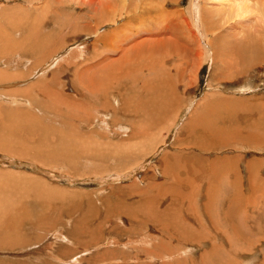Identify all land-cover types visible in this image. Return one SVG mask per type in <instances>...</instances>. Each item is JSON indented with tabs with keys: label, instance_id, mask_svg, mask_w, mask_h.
I'll return each instance as SVG.
<instances>
[{
	"label": "rangeland",
	"instance_id": "374dc122",
	"mask_svg": "<svg viewBox=\"0 0 264 264\" xmlns=\"http://www.w3.org/2000/svg\"><path fill=\"white\" fill-rule=\"evenodd\" d=\"M109 1L105 2L110 6L108 9L120 5L115 10L116 12L120 11L124 2L122 0L120 4L119 0ZM167 1L162 4L160 0L157 2L156 0H125L124 10H127V13L117 24H114L115 26H103L98 31L93 30L91 37L82 39L80 34V37L77 35L79 32L75 34L71 28L91 23L89 16L92 15L90 12L92 8L88 3L73 0V3L71 2L73 5L64 2L65 6L60 9L58 8L60 2L58 4L57 1H49L52 5L50 6L48 3V10L51 9V11L47 15H55V18L58 16L62 19L59 23L57 21L59 19L47 23L48 28L44 32L50 36H46L45 42H53V45H56L53 47L58 49H63L65 46L67 49L65 51L68 52L74 50L75 57L71 53V57L74 58L72 61L74 66L67 67L70 63L69 60L60 65V72H64L63 79H60L61 84L54 87L53 92L48 93V97L52 102L68 107L74 118L68 122L69 127L66 133L59 125L62 124V121H55L49 133L42 134L37 130V134H33L35 137L26 141L22 140L30 138L31 131L18 130L13 133V138L14 136L17 138V133H22L23 139L20 138L17 142L18 138H15L14 143L10 141L12 143L10 152L0 151V183L6 188V191L12 190L7 196L4 189L0 190V200L4 201V205H9L13 195L19 199V203L16 202V199L13 201L11 209L21 213L24 211L25 214H22L19 219H24L22 220L24 232L28 233L24 241L22 239L13 245L0 246V264H264V187L258 188L260 187L258 185L264 180V166H260L262 160L264 161V151L259 148L258 150L248 148L238 152L236 150L238 145L246 146V143L243 142L241 145L240 141H232L225 148L207 152L201 151L199 146L205 140H214L210 131L217 128L239 129L240 133H243L245 129L251 133L250 127L247 126L250 122H254L256 117L246 114L244 110L234 113L235 110H231L230 107L229 111L217 112L215 109L216 113H212V105L214 106L216 102L230 103L231 101L235 104V101L247 98L250 101L256 98L264 99V57L259 59H253L251 56L248 58H246L247 56L245 58L236 57V53L245 52L246 46L251 45L253 40L264 51V7L263 18H259L257 22L241 19L240 22L244 23L239 22L238 25L230 23L232 27L235 26L234 28L245 30H241L242 33L238 34L239 31L232 27H230L232 31L229 28L227 29L229 31L226 30V32L221 30V41L228 43L231 48L224 54L222 52V56L219 59L216 58V62L210 58L211 53H208L210 56L205 54V50L203 52L207 57L189 58L190 60L184 61L187 65L182 64V60L173 54L170 57L166 56L164 49L165 52L162 51V53L168 58L153 55L143 58L141 62L147 63V65L142 70L158 69L164 74L163 78L168 81L166 84L168 83L171 89L168 91L166 103L161 102L158 108L162 109L163 123L160 122L154 128L147 122V118L146 121L143 120L145 117L140 118L136 124L132 125L128 123L132 120L129 115L117 113L119 117L115 116L112 114V110L117 107V103L112 101V97L108 93H92V90L89 92L90 90L87 88L78 86L76 81L72 82L70 77L71 69L85 71L86 69L81 68L84 66V62L93 64L95 61L99 62L103 56L105 57L110 43L111 52L105 58L114 59H109V63L114 62L115 58L118 60L119 42L118 39H111L116 36V33L121 38L131 33L132 36L136 35L135 37L139 40L150 39V41L147 40L149 43L153 41L155 43L165 42L164 39H166V41L175 40L177 46L185 44L182 39H178L179 36L176 37V33L172 34V31L178 26L180 27L184 20L188 22L189 27L191 24L193 25L191 16H188L189 13L186 12L181 17H177L176 7ZM204 1L180 0L178 9H182L184 12L190 4L203 6ZM34 3L38 5L36 2ZM248 3L264 5L263 0H248ZM20 4L25 6L20 1H9L11 6ZM209 4H211V9L215 6L213 2ZM89 7L90 10H88ZM108 9L104 11H108ZM214 9L211 11L213 12ZM59 14L64 17L66 22L68 21L69 29H66V26L63 27L65 20ZM170 14L177 17L175 21L171 22V25L169 23ZM216 17L212 22L216 25H224L221 18ZM52 23L55 25L62 23V28L59 25L56 27ZM76 23L78 24L75 26ZM259 23L263 25H259ZM167 24L173 28H169ZM239 24L241 27H238ZM118 29L119 31H117ZM136 29H139L138 33H136ZM56 30H60L59 32L64 35ZM193 30L195 31V28ZM54 31L56 34L53 33ZM71 32L73 35L70 34ZM105 32L111 34L110 39L109 35L105 36ZM146 32H150L152 36L150 37V34ZM231 32L235 35L228 36L229 38L224 41V36L232 34ZM114 33L115 35H113ZM251 33L254 34V38L244 40V37ZM196 34L198 35V33ZM62 36L68 38L59 39ZM103 36L105 37L103 38ZM131 39L133 40L132 37ZM127 41L125 46L132 43L130 38ZM147 41L146 43H148ZM81 44L83 47L79 51L78 47ZM185 45L188 46L189 43ZM201 45L204 47L203 43ZM222 46L224 48V45ZM257 48L259 49L258 46ZM10 55L12 58L9 60L10 62H7V67H10L11 70L7 68V71L16 72L18 69H30L24 67L25 65H15L14 67L13 64L17 63L18 57L15 53L13 56L12 51L9 53ZM41 62L33 74L34 76L30 80H21L19 82L21 85L16 82L0 84V108L9 110L16 108L19 103V110L26 111L25 108L28 107L23 105V102H19L21 98H29V94H34L35 91V94L40 98L43 97L37 91L39 90L37 88H41L42 82L37 83L36 81L38 75L45 72L43 70L44 60ZM79 63L83 65H79ZM215 64L217 65L215 66ZM27 65L29 66V64ZM1 67L2 65H0ZM143 73L149 81L154 78L147 71ZM233 73L236 76H233ZM27 76L29 73H18L16 77L25 78ZM102 79L105 84H108L107 78L102 76ZM259 81L263 83V86L256 92L245 95L233 94L234 88L251 87L252 83ZM62 83L65 84L64 87ZM7 85L8 88H6ZM137 85L141 87V81L137 82ZM114 87L118 86H111V89ZM119 87H123V85ZM115 91V89L110 90L111 93H115ZM139 93L140 101L141 96L144 97V91ZM157 93H153L154 97ZM252 95L254 97L251 99ZM30 102L32 101L30 100ZM34 107L32 113L39 115L38 109L36 106ZM36 111L38 113H35ZM41 117H43L42 114ZM188 120L191 121V124L186 127ZM107 121L111 122L108 124L109 127L104 125ZM123 123H126L125 127H128L125 133L117 130V126ZM102 125L104 126L102 127ZM181 125H183V130L178 131ZM211 125L218 127L211 129ZM204 131H207L206 135ZM0 136L7 137L2 134ZM178 137L180 141H176ZM64 139L71 143L72 148L68 160L52 159L56 157L46 152L45 160H42L39 154L22 156L24 153H21L22 155L19 156L12 151L14 148H18L16 145L20 143L24 146L28 144L34 146L35 141L42 142L40 146L45 144L55 146ZM152 139L156 141L153 144H151ZM2 140L1 138L0 141ZM193 145L195 147L198 145V147L192 148ZM6 146L10 145L5 144L4 147ZM163 151L167 153V156H175L177 161L165 160L169 157L162 159ZM177 156L180 158L179 160ZM183 158L184 161H182ZM215 158L235 160L233 166L238 167L236 186H231L230 179L232 170L235 168H228L218 178L211 179L212 175L208 166H210V160ZM198 159H201L199 163L196 162ZM243 160L253 161L252 173L257 179L244 169ZM172 162L175 164L176 170L173 169L174 165L169 167ZM180 162L184 164L192 162L193 168H195L194 162H196L200 167L194 171L196 174L193 179L190 173L184 174L183 172V176L189 178L192 187L189 186L190 189L181 187V190H184L181 192H186L187 197L173 202L171 193L175 185L171 183V176L173 174L178 179H183L178 173L177 164ZM187 165L189 166L186 163L185 166ZM154 183L162 186V198L154 196L151 191L150 187L155 186ZM252 186L254 187L253 191L251 190ZM191 188L193 191L189 195ZM22 201L23 203H20ZM24 204L25 208L20 209ZM29 207L36 209L34 211L31 209L32 212H30ZM153 209L157 212L155 216L152 213ZM163 211L167 212L162 213ZM26 219L29 221L28 223ZM183 231L190 232V235L184 234ZM150 251L152 256L148 255Z\"/></svg>",
	"mask_w": 264,
	"mask_h": 264
},
{
	"label": "bare ground",
	"instance_id": "6f19581e",
	"mask_svg": "<svg viewBox=\"0 0 264 264\" xmlns=\"http://www.w3.org/2000/svg\"><path fill=\"white\" fill-rule=\"evenodd\" d=\"M9 1H14V2L20 1L21 3L23 2L25 4V6H22L21 4L11 6V5H9ZM49 1L50 0H44V1L43 0H0V65H2V67L0 68V84L6 85L9 82L19 83L21 80H28V79L30 80V78H32V76H34L33 74L37 71L36 69L42 63L41 60H44V65H45V67L43 68V70H45V72H43L41 75H38V77L36 79L37 83L42 82L41 88H37V89H39L37 91L40 94V96L43 95L42 98H40L37 94H35L36 91L34 92V94H29V98L19 97V98H21V100L16 98V100L18 99L19 102H23L24 103L23 105H26V107H28V108H25L26 111L25 110H19V103H18V106L16 104V106H17L16 108H11L9 110H4V109L0 108V134L7 136L6 138L0 136L3 139L2 141H0V148H2V149H0V151L6 150V151L10 152V147L12 148V143H10V141H12L13 143L15 142L14 139L16 137L14 136V138H13V133H15L16 131L18 132V130L27 129L28 131H31L32 135L30 136V138L27 137L28 139L22 140V141H26V140H29L31 138H34L35 136L33 134H37V130H39V132H41L42 134L49 133L52 130V127L55 124V121L56 122L62 121V124H59V125L62 128L63 132L66 133L68 131V127H69L68 122L74 118L71 115L68 107L54 103L48 97V93L50 91L53 92L54 87H56L59 83L61 84L60 79H63L64 75H62V74L64 72H60L61 71L59 69L60 65L63 63H66L69 60L70 63L68 64L67 67H69L70 65H71V67L74 66L73 65L74 63L72 64V61L74 59L73 57H75L74 53H73L74 50L68 52V51H65L67 49H65V46L63 48V45H62L63 49H58V48L53 47V46H56V45H53V42H51V43H50V41L45 42V39H47L46 36H48V35L50 36V34L47 35L44 32L45 29L48 28L47 23L49 21L55 22L56 19H59V20H57L59 23V21L62 19V18H58V16H57V18H55L54 17L55 15H51V14L47 15L48 12L51 11V9L48 10V7H47V5H49L48 3H50ZM54 1H57L58 4L60 2L59 7L57 5V7L60 9H62V7L65 6V4H63L64 2H67V3H70L71 5H73L72 4L73 0H54ZM81 1H83V2L86 1V3H88V5L92 8V10H90L91 9L90 7L88 8V10H90V12L92 13V15H90V12L88 13L90 15L89 18H91V23H89V24L86 23L85 25L78 26L79 28L78 27H74V28L72 27L71 28L72 29L71 31H73V33L75 32V34H76L77 32H79L77 35H78V37H80V35H81V37H80L81 39L91 37L93 30L98 31V29L103 27V26L117 24V22L125 16L124 14L127 13V10H124V7H126L125 0L122 3L121 9L119 11L121 14H118L119 12L115 11L117 8H119L120 5L118 7L108 9L110 6H108L105 3L106 0H81ZM119 1L121 4L122 0H119ZM157 1L158 0H156V2ZM249 1H251V0H249ZM34 2L38 3V5H40V6H38ZM160 2L162 4H164L166 2V0H160ZM160 2H159V5H160ZM212 2L214 3L215 6L211 9V4H209V3H212ZM51 3H52V1H51ZM51 3H50V6L52 5ZM54 3H56V2H54ZM54 3H53V5H54ZM74 3H77V2H74ZM167 3L176 7L177 17H179V16L181 17L186 12L189 13L188 16H191V19L193 21V25L191 24V26L189 27L188 22L186 20H184L185 23L182 22V25H180V27L179 26L177 28L175 27L176 29L172 31V34L174 33V35H175V33H176V37L179 36L178 39H182L185 44L189 43L188 46L185 44H181L180 46H177L175 40L174 41H166V39H164L165 42H159L158 41V43H155V41H153L154 43L153 42L149 43L147 40L150 41V39H146V40L140 39L139 40L137 37H135L136 35L132 36L131 33L127 34L130 37L125 35L123 38H121L118 35V33H116L115 37L118 36V38H115V37L112 38L111 34L109 32H107V33L105 32V36L109 35V39H110V37L113 40L118 39V42H119L118 47H119V53H120V54H118L119 56L117 55L118 60H116V58H115L114 62L109 63L110 62L109 59L111 60L113 58H109V59L105 58V57H108V53L111 52V50L109 49V47L111 48V46H110L111 43H110V45L108 46V49H107L108 52H105V54H107V55H105V57L103 56L99 62H97L95 60H93V61H95L94 63L92 61L93 64L84 62V66H82L81 68L86 69L85 71L81 70L82 71L81 72L75 68V69H71L69 72L71 74L70 77L72 78V82H73V80H74V82L76 81L78 86H83V88L84 87L87 88L88 90H90L89 92H91V90H92V93H101V92L108 93L112 97V101L114 103H117V107L113 108L112 114H114L117 117H119L117 115V113L120 115H122V114L129 115L132 118V120H130L131 122H128V123H130L132 125L136 124L138 122V120H140V118H144V117L145 118L143 120L146 121V118H147V122L152 126V128H154L160 122L163 123L162 111H161L162 109H158V108H159L161 102H165V100L168 97V95H167L169 93L168 91L171 90L169 84L168 83L166 84V82H168V81L163 78L164 74L161 71H159L158 69H156V70L145 69L144 71H147L150 75L154 76L153 79L149 78L151 81H149L147 79L146 75L143 73L144 71L142 70V68L146 67L147 63L141 62L145 56L153 55V56H162V57L168 56V57H170L171 54H173L179 60H182V64H185L184 61L187 59L190 60L189 58L201 59V58H203V56L207 57V55L205 56L204 52H203L205 50V54L211 53L210 58L216 62V58L219 59L222 56V52L224 54V52L226 50H229V48H231L228 43L221 41V36H222L221 30L226 32V30L229 28V30L232 31V29H230V27H232V24L238 25V23L240 22L241 19L243 21H245V19H249L248 21H250V22H255V21L257 22V20L259 18H261V17L263 18V7H264V5L263 6L250 5L249 4L250 2L248 3V0H243L241 2H239L238 0H205L203 6H200L199 4L192 6L190 4L189 8L187 7V10L184 12L182 11V9L181 10L178 9L180 0H168ZM85 6H87V5H85ZM204 6L207 8H203ZM208 6H210V8H208ZM165 7H166V5H165ZM215 7H216V9H214ZM45 8H47V9H45ZM107 9H108V11H104ZM201 9H204V10H201ZM213 9H214V11L212 12L211 10H213ZM121 11H123V12H121ZM107 12H108V14H107ZM63 14L64 13H62V15ZM62 15L59 14L60 17H63ZM177 17L174 16V14L173 15L170 14V19H169L170 25L172 24L171 22L173 20L175 21V19H177ZM215 17L221 18V21H223L222 24H224V25H219V24L216 25V23H213L212 21L215 20V19H213ZM63 19H64V17H63ZM218 19H216V20H218ZM253 19H254V21H253ZM71 20H69V21H71ZM209 20H211V21H209ZM242 22H240V23H242ZM67 23H68V21L66 22V20H65V22L63 23V27L66 26L67 27L66 29H69L70 25L68 26ZM69 23H71V22H69ZM173 23H175V22H173ZM230 23H232V24H230ZM61 24L60 25L58 24L60 26V28H62ZM77 24L78 23H76L75 26ZM260 24H262V23H259V25ZM52 25H55V23L54 24L52 23ZM251 25H253V24H251ZM254 25L256 26V24H254ZM120 26H118V27H120ZM185 26L187 27V29ZM56 27L53 26V28H56ZM168 27L171 29L173 28L172 26H169V25H168ZM234 27H232L234 30L239 31L238 34L242 33L241 30H243V29L240 30V28H234ZM238 27H241L240 24ZM244 27H245V25H244ZM193 28H195V31L193 30ZM252 28H255V27L253 26ZM163 29H165V28H163ZM136 30H137V32L136 31L135 32L138 33L139 29H136ZM229 30H227V31H229ZM56 31L58 33L64 35L63 33L59 32L60 30H56ZM56 31H54L53 33L56 34ZM109 31H112V30H109ZM117 31H119V29ZM120 31H123V30H120ZM166 31H167V29H166ZM243 31H245V30H243ZM113 32H111V33H113ZM195 32L198 33V35ZM148 33L150 34V32H148ZM70 34H72V32ZM113 35H115V33ZM225 35H227V34H225ZM234 35L235 34H233V33L228 34L227 36H224L223 40L226 41L229 38L228 36L232 37ZM240 35H242V34H240ZM59 36H61V35H59ZM105 36H103V38ZM149 36L151 37L152 35L150 34ZM131 37L133 38V40L131 39ZM64 38L67 39L68 37L62 36L59 39L64 40ZM80 38H78V39H80ZM126 38L127 39L130 38V41L132 40L131 41L132 43H128L125 46V42L127 41ZM253 38H254V34L251 33V34L246 35L244 37V40L245 39H253ZM233 39H232V41H233ZM238 39H240V38H238ZM230 40H231V38H230ZM133 41H135V42H133ZM146 41L148 43H146ZM201 42L204 44V47H202ZM236 43H237V41H236ZM248 43H247V45H248ZM222 45H224V48ZM245 46H246V44H245ZM257 46L259 47V49L257 48ZM82 47H83V44H81L78 47V50L81 49ZM88 47H89V45H88ZM240 47H242V46H240ZM163 49L166 51V53H165V54H167L166 56L163 55V53L165 52ZM245 49H246L245 52L236 53V57H239V58L244 57L245 58L247 56L246 58H248L251 56L253 59H255V58L259 59L260 57L261 58L264 57V51L260 48L259 45H257L255 40H253L251 45L246 46ZM263 49H264V46H263ZM11 51H12L13 56L15 53V55L17 54V57H18L17 63L15 62L16 64H13L14 67H15V65H17V66L18 65H25L24 67L30 68V69H27V70H19L18 69V71H16V72L12 71L14 73L11 74L12 73V72H10L11 68L7 67V65H8L7 62L12 58L11 55H10L11 57L9 56V53ZM162 51H163V53H162ZM71 53H73V57H71ZM97 56H99V55H97ZM27 57H29V58H27ZM94 57L96 58V56H94ZM168 57H166V58H168ZM223 57H224V55H223ZM27 64H29V66ZM79 65H83V64L79 63ZM185 65H187V64H185ZM216 65L217 64H215V66ZM85 66H87V67L85 68ZM7 68L10 70L7 71ZM96 69H97V71H95ZM15 70H17V69L15 68ZM18 73H29V76H27L25 78H18V77H16ZM234 74L235 73H233V76H236ZM102 76H104L105 78L108 79V84H105L103 82ZM139 81H141V87H139L137 85V82H139ZM261 81H259L257 83H252L251 87L245 86L241 89L240 88H234L233 94L245 95L247 93H254L257 90L261 89V87L263 86V83ZM68 82H70V80ZM31 83L33 84L34 82H31ZM242 84H244V83H242ZM13 85H15V84H13ZM64 85L65 84H63V87H64ZM72 85H75V84H72ZM114 85H117L118 87L112 88V89H115L116 91H115V93H111L110 92V90H112L111 86H114ZM121 85H123V87H127V88L119 87ZM78 86H77V88H78ZM63 87H61V88H63ZM236 87H238V86H236ZM6 88H8V85ZM18 89H20V88H18ZM140 91H144V97L141 96V99L139 101V97H140L139 92ZM5 92H6V90H5ZM84 92H86V91H84ZM155 92L156 93L158 92L159 94L157 93V95L154 97L153 93H155ZM253 97H254V95H252L250 98L252 99ZM30 100L32 102H30ZM80 105L84 106L82 104H80ZM157 105H158V107H157ZM34 106H36V108L39 111V113L37 111L35 113H38L39 115H35L34 113H32V111L34 110L33 109ZM229 107L231 108V110L232 109L235 110L234 113H237L238 110H240V111L244 110L246 112V114H251L257 118L254 120V122H250V124L247 126V127H250L251 133L247 132V130H245V129L243 130V133H240L239 129L227 130V128H217L218 126L211 125V127H210L211 129L217 128V129L210 131V134L215 139L214 140H205V141L201 142L199 144L200 150L203 152L204 151H206V152L207 151H213L215 149L225 148L232 141H236V142L240 141V143L241 142L246 143V146L242 147V146L238 145L236 148V150L238 152L244 151L248 148H251L253 150H258V148H259L261 151H264V99L259 100V98H256L255 100L250 101L247 98V99L235 101V104H233L232 101L230 103H218V102H216L214 106L212 105V108H213L212 113H216V111L217 112H220V111L225 112V110L229 111ZM215 109H216V111H215ZM41 114L43 117H41ZM52 116H54L55 118ZM109 123H111V122L107 121V122H105L104 125L106 127H109V125H108ZM142 123H144V122L142 121ZM190 124H191V121L188 120L186 127L190 126ZM104 125H102V127ZM125 126H126V123H123V124L117 126V130H120L122 133H125L126 129L128 128ZM143 126H145V125H143ZM146 126H148V124ZM149 128H151V127H149ZM141 130H142V128H141ZM179 130H183V125H181L178 128V131ZM206 130L208 131L209 129H206ZM207 131H204L205 135H206ZM21 134L17 133V138H18V139L16 138L17 142H19L18 140L20 138L23 139V137H21ZM150 137H151V135H150ZM158 139H159V137H158ZM176 141H180V138L178 137ZM155 142L156 141H154L152 139L151 144H153ZM41 143L42 142H35L34 141V146L29 145V144L24 146L23 144L20 143V144L16 145V146H18V148H14V150H12V151H14L13 153H15V155L17 153V155H19V156L22 155L21 153H24V155H22V156L38 155L39 154V157L42 160H45V156H46L45 152H46V153L52 154L56 157V158H52V159H61V160L67 159L68 160V155L70 154L72 148H71V143L68 142L66 139L61 140L60 142L55 144V146H50L47 144H45L44 146H40ZM5 144H9L10 146L4 147ZM15 144H17V143H15ZM241 145H242V143H241ZM175 147H177V146H175ZM191 147L197 148L198 145H197V147H195L194 145ZM158 150H159V148H158ZM151 153H153V152H151ZM239 156L241 158H243L241 155H239ZM161 157H162V159H165V157H169V158H166L165 160H168V159H171L172 161L176 160L175 156H167V153H164V151H163V155ZM159 159L161 160V158H159ZM177 159L179 160L180 158L177 156ZM182 161H184V158L182 159ZM200 161H201V159H198L196 162L199 163ZM243 161H244V164L246 165L245 166L243 164L245 167L244 169L246 171H248L250 173V175H253V173H252L253 161L252 160H249V161L243 160ZM196 162H194L195 168H193L192 162H191V164L188 162H185V164L187 163V164H189V166L188 165L185 166V164L181 163V162L177 164L178 165L177 166L178 171H179V172L178 171L177 172L180 173V176L183 177V179L181 178V180H180L177 177H175L176 175L173 176V174L171 176V180H172L171 183H174V185H175L173 192L171 193L173 196L172 198L174 200L173 202H177L178 200L187 197L186 192H181L183 190V189L181 190V187L182 188L183 187L189 188V186L192 187V185L189 183L190 182L188 180L189 178H186L185 176H183V172H184V174L187 172L190 173V175L192 176V179H193L195 177V174H196L194 171L198 170L197 168L200 167L199 164H196ZM234 163H235V160H227L225 158H215L214 160H210V163H209L210 166H208V168H209V171L211 172V175H212L211 179H214L216 177L218 178V176H220V174H224V172L228 168H235L234 170H232V176L230 177V179L232 181L231 186H236V181L238 180V170H237L238 167L236 168L235 166H233ZM173 165H174L173 169L176 170L175 164L173 162L169 165V167H171ZM260 166L261 167L264 166L263 160L260 163ZM168 171H167V173H168ZM235 171H236V173H235ZM252 177L256 178L255 175H253ZM7 185L10 186V184H7ZM208 186H210V185H208ZM258 186H260L258 188L264 187V180H262V183ZM161 187L162 186L160 184H157V185L155 184V186L150 187L151 191L154 193V196H157V197L161 196V198H162L163 191H161ZM152 188H153V190H152ZM3 189H4V192L7 193V194L3 193L6 196L12 192V190L6 191V188L4 186H2L0 183V190H3ZM251 190L253 191L254 187L251 188ZM192 191L193 190L191 188L189 195H191ZM165 192H168V191H165ZM14 193H15V191H14ZM237 195H238V193H237ZM15 199L16 198L13 195L12 201L10 203L8 201L9 205H4V201L2 200L3 201L2 202L0 200V246L1 245H7V244L13 245L18 240H22V239L24 241L26 238L25 236L28 234L27 231L24 232L25 228L23 226V221H22L24 219H19V217L22 214H25L24 211H22V213H21L20 211L16 212V210L13 211L11 209L12 203ZM16 200H17L16 202L19 201V199H16ZM20 203H23V201ZM21 208H25V204H24V206H21L20 209ZM31 209H33V208L29 207L30 212L34 211L36 208L33 209L32 211H31ZM17 210H19V209H17ZM166 212L163 211L162 213H166ZM152 213L154 216L157 214V212H155L154 209H153ZM26 221H27V223L29 222L27 219H26ZM183 233L190 235V232H187V231H183ZM157 234H158V232H157ZM23 241H20V242H23ZM190 241H192V240H190ZM164 246H165V244H164ZM152 252L156 253L155 251H152ZM149 253H148V255H151V251ZM157 258H158V256H157ZM157 258H155V259H157Z\"/></svg>",
	"mask_w": 264,
	"mask_h": 264
},
{
	"label": "crops",
	"instance_id": "0c3cea01",
	"mask_svg": "<svg viewBox=\"0 0 264 264\" xmlns=\"http://www.w3.org/2000/svg\"><path fill=\"white\" fill-rule=\"evenodd\" d=\"M261 168V167H260Z\"/></svg>",
	"mask_w": 264,
	"mask_h": 264
}]
</instances>
